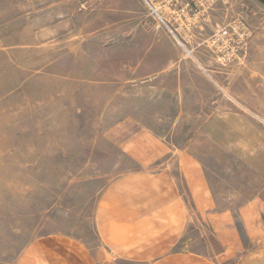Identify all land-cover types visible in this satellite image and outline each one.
Masks as SVG:
<instances>
[{"label":"rangeland","instance_id":"1","mask_svg":"<svg viewBox=\"0 0 264 264\" xmlns=\"http://www.w3.org/2000/svg\"><path fill=\"white\" fill-rule=\"evenodd\" d=\"M198 3L181 45L140 0H0V264H22L26 249L47 238L91 245L99 202L118 177L159 172L162 179L181 156L205 164L224 158L205 169L207 179L234 183L230 204L215 201L231 213L197 215L198 222L204 237L222 239L227 264H264V172L248 164L264 163V5ZM236 21L250 38L222 59L226 47H213L212 37ZM152 29L167 35L160 44L172 45L185 69L149 67L152 56L137 50ZM85 63L98 78L74 80ZM155 123L160 133L149 131ZM146 157L156 165H141ZM256 180L260 189L248 198Z\"/></svg>","mask_w":264,"mask_h":264},{"label":"crops","instance_id":"2","mask_svg":"<svg viewBox=\"0 0 264 264\" xmlns=\"http://www.w3.org/2000/svg\"><path fill=\"white\" fill-rule=\"evenodd\" d=\"M164 36L167 37L164 32L152 29L147 36V47H141L137 52L152 56L153 64L149 67L154 70L172 69L177 65L181 70L185 69L186 63H176L172 45L164 47L160 44L158 37ZM89 69L85 63L83 72H74L71 76L74 80L97 79V73H89ZM92 69L97 70L94 67ZM98 85L101 89L107 86L104 83ZM179 85L188 86V83L184 79ZM46 92L49 93V90ZM182 93L183 90L180 89L176 94L179 103L183 99ZM210 99L211 97H207L201 102L204 105ZM103 100L109 102L116 99L107 96ZM197 102L199 103L198 98ZM179 110L182 117V105H179ZM147 127L151 133L161 132L157 123ZM215 157L205 158V164L199 158L181 156L168 164L169 169L164 170L163 178L158 180L157 177H161L159 172L121 175L103 196L102 202L105 206L99 202V239L92 241L91 245L74 238L43 239L26 249L21 263L33 264L34 261L32 263L29 259L34 258L36 264H227V253L222 239L204 237L203 223L198 222L197 217L204 214L231 213L230 209H218L215 201L224 198L223 201L227 199V204H230L228 200L233 197L231 193H234V183L230 187L229 181L224 186L214 174L213 179H207L209 171L205 166L217 167L223 164L220 160L224 158ZM156 159L158 158L146 157L139 163L156 165ZM249 162L250 172L254 170L259 175L263 174L264 163H252V160ZM259 189L260 183L256 180L248 188L246 196L252 197V193ZM259 205L261 204L257 203L254 206ZM261 243L264 244V239ZM228 245L230 242H227ZM232 245H235L234 239Z\"/></svg>","mask_w":264,"mask_h":264},{"label":"built area","instance_id":"3","mask_svg":"<svg viewBox=\"0 0 264 264\" xmlns=\"http://www.w3.org/2000/svg\"><path fill=\"white\" fill-rule=\"evenodd\" d=\"M140 2L147 8L149 15L159 25L163 26L166 32L181 45L183 37L190 33L193 23L199 15L197 10L199 6L198 0H140ZM168 18L174 23L180 22V26H177L178 29L172 27ZM230 29L228 34L222 35V38L214 35L210 43L213 47H217L220 41L226 47L227 52L222 59H228L229 56L236 53L238 51L237 46L244 48L250 38V29L244 21L234 22ZM221 39L225 40V42ZM216 50L219 52L220 47Z\"/></svg>","mask_w":264,"mask_h":264},{"label":"water","instance_id":"4","mask_svg":"<svg viewBox=\"0 0 264 264\" xmlns=\"http://www.w3.org/2000/svg\"><path fill=\"white\" fill-rule=\"evenodd\" d=\"M264 5V0H256Z\"/></svg>","mask_w":264,"mask_h":264}]
</instances>
